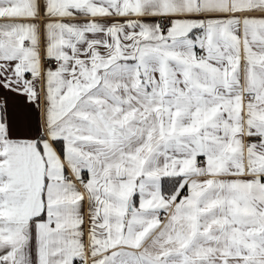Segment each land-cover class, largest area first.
<instances>
[{"label": "snow or ice", "instance_id": "1", "mask_svg": "<svg viewBox=\"0 0 264 264\" xmlns=\"http://www.w3.org/2000/svg\"><path fill=\"white\" fill-rule=\"evenodd\" d=\"M0 264H264V0H0Z\"/></svg>", "mask_w": 264, "mask_h": 264}]
</instances>
